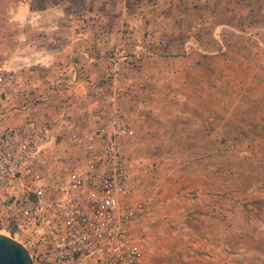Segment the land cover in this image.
<instances>
[{"label": "crops", "instance_id": "crops-1", "mask_svg": "<svg viewBox=\"0 0 264 264\" xmlns=\"http://www.w3.org/2000/svg\"><path fill=\"white\" fill-rule=\"evenodd\" d=\"M117 1L96 0V21L66 15L64 8L33 11L28 20H0V53L4 56L0 58L7 60V65L0 63V74L6 76L0 83V135L35 115L48 120L59 133L66 128L85 129L83 118L79 120L75 112H84L76 99L87 87L123 90L122 106L134 128L139 123L154 125L162 138L222 142L229 134L235 135L227 125L232 116H239L245 91L259 88L257 68L252 52L243 59L245 39L238 36L239 21L219 18L217 11L233 20L241 9L240 0L211 4L206 0ZM10 26L12 34L5 30ZM93 26L96 35L91 37L89 29ZM137 48H141L142 58L134 67L130 56ZM239 57L245 60L244 65ZM82 62H96V79L82 78L92 74L90 68L82 69ZM45 76L59 78L51 83L59 87L58 95L42 106L36 97L46 88ZM24 104L31 106L23 110ZM231 123L236 124V120ZM135 131L140 139L142 133L137 134V127ZM222 149L206 152L208 147L198 146L193 150L196 156L208 152L221 156L217 167L200 172L204 175L199 179L204 181L198 179L196 185L208 187L209 191L203 192L205 197L218 198L221 207L223 202L227 205V182L223 190L222 181L216 186L208 179L212 172L228 173L227 161L222 158L228 150Z\"/></svg>", "mask_w": 264, "mask_h": 264}, {"label": "rangeland", "instance_id": "rangeland-1", "mask_svg": "<svg viewBox=\"0 0 264 264\" xmlns=\"http://www.w3.org/2000/svg\"><path fill=\"white\" fill-rule=\"evenodd\" d=\"M117 2L122 3L123 0ZM213 2L219 0H206L207 4ZM239 2L241 9L237 18L231 20L227 13H222V17L219 13L221 10H218L217 14L222 19L226 16L232 22L236 19L239 21L238 36L245 39L243 59L247 60L245 55L249 52L254 54L253 62L257 68L256 84L259 88L255 92L245 91V100L242 102L239 116L230 118L227 128L236 134H229V139L222 142L172 140L169 136L162 138L158 135L160 133L154 125L139 123L135 126L137 134L142 133V137L138 139L136 136V144L134 143L128 150L129 168L131 173L144 180L152 193L147 214L133 227V236L143 253L145 264H264V189H260L264 184V0ZM50 8L53 10L64 8L62 11L66 15L73 14L74 17L86 22L96 21V0H0V20H28L31 12H44ZM26 29L27 27L23 28ZM5 30L12 34L11 26L5 27ZM89 33L91 37L96 35V26L91 27ZM220 33L224 35L222 31ZM85 46L92 48L91 44ZM136 50L140 55L139 60L129 61L134 67L139 66L142 58L141 48ZM0 57L4 56L0 53ZM239 58V62L244 65L245 60ZM1 60L0 58L2 66L7 60ZM10 62L12 64L11 60ZM81 67L90 68L93 74L82 78L96 79V62L90 64L82 62ZM45 79L46 88L36 97V103H41L42 106L45 103L40 102V99L50 95L49 86L59 78L45 76ZM54 87L55 94H51L48 102L58 95L59 86L55 84ZM100 89L110 90L108 87ZM95 91L96 87L92 89L87 87L78 92L79 98H75L78 103L80 101L81 110L84 111L79 115V112L75 113L79 120L83 118L81 121L87 125L83 126L85 129L96 121L93 120L96 119V114L100 115L96 106ZM121 93L125 97L126 93L123 90ZM231 98L236 100L234 97ZM33 117H37L39 121L49 122L46 119L40 120L36 115ZM234 120L236 124L231 123ZM52 130L59 133L54 128ZM65 130L60 133L65 135L72 132L81 133L84 129L74 127ZM238 136V139L234 138ZM198 146L208 147L206 152L211 148L220 147L224 152L228 150L222 157L223 162L227 161L225 169H228V173L212 172L208 179L216 186L222 181L223 190L224 181L227 182L226 206L223 202L221 207L216 197L211 199L209 194L205 197L203 192L209 191L208 187L196 186L200 181H204L199 179L200 172L206 167H217L221 158L219 155L211 156L210 152L205 156L199 155L198 152L197 156L194 155L193 150ZM199 151L202 153V150ZM219 189L220 187L213 188L214 191ZM5 204L0 200V221L11 212V208H7ZM0 233L6 235L3 231Z\"/></svg>", "mask_w": 264, "mask_h": 264}, {"label": "built area", "instance_id": "built-area-1", "mask_svg": "<svg viewBox=\"0 0 264 264\" xmlns=\"http://www.w3.org/2000/svg\"><path fill=\"white\" fill-rule=\"evenodd\" d=\"M94 95L100 121L81 133L31 117L0 135V200L11 208L0 231L19 239L33 264H145L133 227L152 193L129 170L136 131L120 89Z\"/></svg>", "mask_w": 264, "mask_h": 264}, {"label": "water", "instance_id": "water-1", "mask_svg": "<svg viewBox=\"0 0 264 264\" xmlns=\"http://www.w3.org/2000/svg\"><path fill=\"white\" fill-rule=\"evenodd\" d=\"M0 264H33V261L22 243L0 233Z\"/></svg>", "mask_w": 264, "mask_h": 264}, {"label": "trees", "instance_id": "trees-1", "mask_svg": "<svg viewBox=\"0 0 264 264\" xmlns=\"http://www.w3.org/2000/svg\"><path fill=\"white\" fill-rule=\"evenodd\" d=\"M260 189H264V184L261 186ZM7 220H8V219H7ZM3 226H5V223L1 220V221H0V228H2ZM199 254L204 255L205 253H199Z\"/></svg>", "mask_w": 264, "mask_h": 264}]
</instances>
